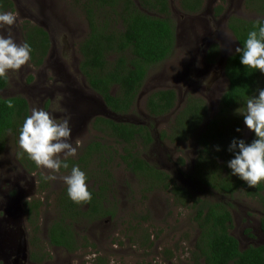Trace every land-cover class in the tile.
Listing matches in <instances>:
<instances>
[{
    "label": "rangeland",
    "instance_id": "obj_1",
    "mask_svg": "<svg viewBox=\"0 0 264 264\" xmlns=\"http://www.w3.org/2000/svg\"><path fill=\"white\" fill-rule=\"evenodd\" d=\"M14 1L18 10L15 11L17 22L11 26L10 31L18 44L23 43L20 30V24L24 18L22 16L49 28L47 18L51 11L56 15H60L62 11L64 16L65 13L69 14L71 19L64 20L65 29H59L55 40L60 50L66 47L62 43L63 37L65 41H69L72 48L68 44L67 48L70 53L73 52L72 55H75L76 62L75 65L67 63L69 72L57 71L55 67L58 66V63L56 64L58 61L54 57L46 59V62L38 67L28 62L18 71L8 72L10 83L7 89L1 92L3 96L23 95L30 103L31 112L33 109H44L58 120L70 119L73 129L72 143L77 147V152L75 156L68 158L74 160H77L85 146L95 139L104 140L117 147L119 151L124 148L115 139L103 136L93 129L92 123L96 116L121 122L147 123L153 128L155 141L147 148L138 146L142 155L150 159L152 163L157 162L161 167L159 169L169 173L170 178L182 187H187L195 195L215 197L206 189L200 190L198 182L193 177L198 155L197 137L206 131L210 122L217 116L216 96L218 92H225L228 87L223 62L228 55L235 52L237 47L231 45L234 38L229 32L227 22H230L233 17L259 20L262 15L258 9L247 6L246 0H204L208 7L204 6L201 11L206 8V12L189 14L181 6V0H169L171 9L169 16L175 24L178 35L176 48L166 60L150 69L134 109L128 114L119 115L107 109L93 91L86 89L84 77L77 71L81 57L77 45L89 34L88 20L83 11L84 0ZM218 9L223 13L220 18H215L214 11ZM0 34L8 35L9 26L4 25L0 28ZM71 35L78 37L73 38ZM204 35L206 37H203ZM210 43L228 46L231 52L225 49V54L222 53L223 62L219 60V66L209 69L204 58L206 54L204 55L203 52ZM59 66H61L60 63ZM208 69L216 71L219 76L218 80L205 87L204 70ZM168 89L176 92L178 96L176 105L171 109V113L155 119L147 109V98L154 92ZM190 98L202 99L207 103L209 109L205 115L208 114V116L203 127L186 139L161 140V135L165 131L168 135L174 134L173 131L178 128L175 120L183 112ZM245 128L247 129L246 126ZM250 135L251 131L247 129L245 139L250 138ZM77 141H79L78 145ZM19 163H21L19 147L14 138L8 136L5 149L0 155L1 182L6 179L18 181L20 185L16 186V189L24 187L25 182L30 185L35 184L36 193L30 197L32 196L35 202L42 204L38 217L41 241L36 244L40 245V252H43V249L45 252H50L52 258L46 264H73V261H78L79 264H102L103 262L105 264H191L197 231L193 210L189 206H181L175 194L164 186L153 191L144 190V185L118 157L112 163L110 190L111 203L116 205L115 217L91 222L80 219L77 222L76 231L81 237L86 236L89 243L94 246L82 247L72 254L60 248L52 250L48 243L47 230L49 225L59 217L58 200L67 187L59 177L70 173L63 169H60L59 173H54L52 170L40 167V172L45 177L53 174L58 178L47 179L44 190L39 192L41 181L38 176L28 175ZM97 166L98 162L93 161L92 168L95 169ZM98 174L97 168L91 175L88 185L98 187L99 182L98 179L96 180ZM225 200L231 203L234 216L232 233L243 241L241 248L244 249L246 242L241 230H252L250 235L260 237L259 216L262 207L257 200L244 194L227 196ZM33 215H36V210L33 211ZM25 218L24 215L23 219ZM30 234L29 238L32 239L33 236ZM255 244H258L256 239L247 243V245ZM85 257H91V259H85ZM99 257H102L101 261H98Z\"/></svg>",
    "mask_w": 264,
    "mask_h": 264
},
{
    "label": "trees",
    "instance_id": "obj_2",
    "mask_svg": "<svg viewBox=\"0 0 264 264\" xmlns=\"http://www.w3.org/2000/svg\"><path fill=\"white\" fill-rule=\"evenodd\" d=\"M140 1L145 9L148 8L156 16L141 11L135 0L121 1V5L120 0H84L82 2L90 33L82 45L84 59L81 63V71L86 75L90 86L101 96L103 105L119 115L128 114L134 109L150 69L166 60L176 47L175 24L169 16L171 13L169 0ZM260 2L258 11L264 13V0ZM202 5L203 0H182V7L185 10L199 11ZM0 11L15 13V1L0 0ZM118 16L123 19L124 27L116 26ZM102 19L107 20V24ZM257 21L247 22L238 19L230 24L241 47L249 31L258 30L256 29ZM109 23H112L113 27H110ZM21 31L23 42L29 43L32 47L29 62L34 67L40 66L50 46L47 31L30 20L22 21ZM113 55L115 57L111 58ZM226 70L230 84L220 103L221 114L217 116L229 126V135L226 136L220 131V122L217 117L210 122L208 129L197 137L200 147L194 171L199 189H206L215 197L195 195L187 187H182L170 178L169 173L157 168L142 155L138 146L147 148L155 141L152 126L96 116L92 123L93 129L103 136L115 139L124 148L119 151L108 142L95 139L88 143L77 160L67 159L69 168L61 169L70 173L71 167L78 165L86 173L87 185L91 175L98 168L99 174L96 180L98 179L99 184L98 187L88 185L92 198L80 203L70 200L67 187L64 189L58 200L59 217L49 225L47 230L49 243L64 247L71 252L82 247L94 246L89 243L86 236H80L76 231V224L80 219L91 222L115 217L116 205L111 203L110 190L112 163L118 157L149 191L164 186L175 194L181 206H189L193 210L197 231L191 264H264V246H252L241 250L238 240L230 233L232 210L229 202L224 199L226 196L244 194L258 200L264 208L262 192L264 181L250 187L237 176L231 175V169L227 167V162L233 158V154L228 151L231 141L233 138L244 139V135H241L243 116L238 115L236 110L240 108L243 112L249 95L258 87H264V74L242 65L238 53L229 56ZM8 85V76L0 78V155L5 149L8 136L14 138L18 144L19 129L25 118L31 114L30 103L25 96L1 94ZM177 98L174 90H161L149 96L147 108L153 114L160 115L175 107ZM9 100L14 107L7 106ZM205 113H208L206 102L202 99L190 98L183 112L175 120L178 128L173 131L174 134L168 135L165 131L161 135V140L186 139L190 136L189 134H195V131L202 128L206 122ZM236 128H240L241 132H237ZM226 137L230 140L229 144ZM253 138L254 134L244 140L251 142ZM217 146L220 147V151L216 150ZM19 153L21 164L28 170L27 174L38 170L37 165L26 157L28 154L20 147ZM22 153L26 154L24 158ZM93 161L98 162L95 169L92 168ZM180 162L183 163V160L180 159ZM38 177L41 181L39 192H42L47 179L39 170ZM25 203L30 228L39 234L41 231L38 217L42 204L35 200ZM34 210H36L35 216ZM36 238L39 240V236L35 234L34 239ZM39 259H42L41 256ZM101 260L102 257H99L98 261Z\"/></svg>",
    "mask_w": 264,
    "mask_h": 264
},
{
    "label": "clouds",
    "instance_id": "obj_3",
    "mask_svg": "<svg viewBox=\"0 0 264 264\" xmlns=\"http://www.w3.org/2000/svg\"><path fill=\"white\" fill-rule=\"evenodd\" d=\"M16 22L17 15L14 12L0 11V28L9 26L8 35L0 34V78H6L9 71H18L31 59V45L27 42L18 44L11 34L10 28ZM256 29L249 31L243 46L237 47L235 52L239 54L242 65L264 74V19L256 22ZM208 80L203 82L205 87L208 86ZM7 106L14 107L11 100L7 101ZM236 113L243 116L244 124L254 133V138L251 142L233 138L228 147L233 158L227 162V167L231 169V175L254 187L264 181V87H258L249 95L245 110L242 112L239 108ZM236 131L240 132L241 129L237 128ZM72 132L70 119L58 120L49 111L33 109L19 129L18 146L37 167L59 173L61 168H69L67 159L77 152V147L72 143ZM76 143L78 145L79 141ZM216 150L221 149L217 146ZM57 178L53 174L45 177L48 180ZM59 179L67 186V195L73 202L91 200L86 173L78 165L72 166L70 174ZM73 264L79 262L73 261Z\"/></svg>",
    "mask_w": 264,
    "mask_h": 264
},
{
    "label": "flooded vegetation",
    "instance_id": "obj_4",
    "mask_svg": "<svg viewBox=\"0 0 264 264\" xmlns=\"http://www.w3.org/2000/svg\"><path fill=\"white\" fill-rule=\"evenodd\" d=\"M121 1H125V0H120V5H121ZM135 1L139 5L138 7L140 8L141 11L149 13L150 15L156 16V14L153 13V12H150L148 8L145 9L141 5V1L140 0H135ZM260 3H261L260 0H246V2H245V4L247 6L252 7L254 9H256V10L259 9L258 6H259ZM15 6H16V12H17L18 10H17L16 2H15ZM181 6H182V0H181ZM204 6H206V5H205V2L203 0L202 8L199 11H192V10H185V9L184 10L186 12H189V14L190 13L194 14V13L200 12L203 9ZM207 7L208 6H206V8ZM206 8L203 11H201L200 14H203L204 12H206ZM260 9H261V7H260ZM263 10H264V8H263ZM222 13H223V11L221 12L220 9L215 10L214 11V17L215 18H220ZM260 14L262 15L261 19H264V13L260 12ZM22 17H24L23 20H30V21H32V23L43 27L48 33L50 46H49V49L47 51V55H46V57L44 59V62H46V59L54 57V58H56V61H58V62H56V64L58 63L57 64L58 66H56L55 69L57 71H59V72H63V70L65 72H69L67 63L70 62L72 65H75V62H76L75 55H72V53H73L72 51H71V53L69 52V50L67 48V44L69 45L70 48H72V46L70 45L69 41H67V40L65 41V37H63V41L62 40L61 41H62L63 45L66 46V47H65L64 50H60V47H58V45L56 43L57 40H55V39H56V35L59 33V29L60 28L61 29H65V27L63 26L64 25L63 22H65L64 20L66 18L71 19L70 15L65 13V16H64L63 15V11H62V13L60 15H56V14H54L51 11V14L47 18L48 19V23H49V28L45 27V25L40 23V22H35V20L33 21L32 19H28L25 16H22ZM86 18H87V16H86ZM238 19H242V20L247 21V22L252 21V20L251 19H247V18H242V17H233L230 20V22L229 21L227 22V27H229V29H230L229 32H231L233 34V38H234V41H232L231 45H234L236 47H241V44L239 43L238 38L236 37L234 31L232 30V28L230 26V24L232 23L233 20H238ZM102 20H105V19H102ZM215 20H217V19H215ZM105 21H106V24H107L108 21L107 20H105ZM123 22H124L123 19L120 16H118L117 17L116 26L124 27L125 24H123ZM112 23H109L110 27H113L114 23L113 24ZM106 24L103 23L104 26H106ZM109 26H108V28H109ZM21 27H22V21H21V24H20V30H21ZM88 27H89V22H88ZM175 31H176V27H175ZM108 32H112V31H108ZM89 33H90V27H89ZM21 34H22V31H21ZM88 36H89V34H88ZM88 36H86L85 39L82 38L78 42V45H77L78 46V50L80 52V56H81L80 57V62L78 63L79 66H77V71H78V73H80V75H82L84 77V80H85L84 83H85L86 89L88 88V89H90V91H93V93L95 95H97L101 99V101H103L101 96L98 94V92H96L90 86V83H89L86 75L83 74L82 71H81V63H82V60L84 59V54L82 52V45L85 42V40L88 38ZM72 37L76 38L78 36H76V37L72 36ZM203 37H206V35H204ZM21 40L23 42V35H22V39ZM177 40H178V35L176 33V45H177ZM212 42H214V41H212ZM225 49H228L231 52V50H230V48L228 46H224V45H222L220 43H213V44L210 43L208 46H206L204 48L203 54L204 55L206 54L204 58L206 59V62L209 65V67H208L209 69L211 67L219 66V64H220L219 60H221V61L223 60V55L225 54ZM74 53H75V51H74ZM222 53H223V55H222ZM234 53H236V52H234ZM232 54L233 53H231L230 55L227 56L225 62L222 61L223 64H224V75L226 77L225 79L228 80V86L230 84V80H229V77H228V74H227L226 66H227V60H228L229 56H231ZM112 57H115V56L113 55V56H111V58ZM206 62L204 61V66L205 67H206ZM59 63H60L61 66H59ZM223 64H222V66H223ZM209 69L208 70H204L205 80H207L209 78L208 84L212 83L215 80H218V76H219V74L216 71L213 72V71H211ZM202 73H203V71H202ZM148 74H149V72H148ZM147 77H148V75H147ZM147 77H146V79H147ZM227 89H228V87H227ZM227 89L225 90V92L227 91ZM225 92H223V91L222 92H218V94L216 96L215 101H216V103H218L217 104L218 108L216 109L218 111L217 115L221 114L220 103L222 101V98H223ZM152 94H150L149 96H151ZM148 98H147V100H148ZM146 106H147V104H146ZM148 111L150 112L152 117H154L155 119L159 118V117H164L165 115H168L169 113L172 112L170 110V111L165 112L163 114L156 115V114H153L150 110H148ZM207 116H208V114H207ZM207 116H206V118H207ZM216 117H217V120L220 122V131L224 132L225 133L224 135L228 136L229 135L228 133L230 131L229 126H227V123L224 120H222L218 116H216ZM177 118H178V116H177ZM177 118H176V120H177ZM214 119L212 121H214ZM223 122H224V124H223ZM142 124L148 125L147 123H142ZM148 126L151 127L150 125H148ZM246 130L247 129L245 128V124H243V131L242 132L240 131V132H241V135H244V139H245V135H246ZM252 134H254V133L251 132V135ZM189 135L192 136V134H189ZM225 139L227 140V142L229 144V141H230L229 138L226 137ZM245 140H247V139H245ZM196 143L198 145V146H196L197 152H198L200 145H199L198 142H196ZM22 154H23L22 157L24 158L26 154L25 153H22ZM26 157L29 158L28 155H26ZM26 161H28V160L26 159ZM148 161L151 162L150 159ZM19 164H21V163H19ZM152 164H154L157 168H161L159 166V164H157V162H156V164L155 163H152ZM21 166H22L21 167L22 170L24 169L23 171H25V172L28 171V170H26L24 168L23 164H21ZM38 170L40 171V167H38ZM38 170H36L34 173H28V175L31 174L33 176H35V175L38 176ZM194 171H195V168L193 170V177H194V180L197 181V178L194 176ZM19 185H20V183L18 181L17 182L16 181H9L8 179H6L3 182H1V178H0V264H46L52 258L51 254H50L49 251L45 252L44 249H43V252L39 251L40 250V245L36 244V242L41 241V238H40L41 234L40 233L38 234L37 232H35L34 229L32 230L30 228L31 226H30V223L28 221V214H27L26 207H25V204H26L25 202L26 201H29V200L33 201L34 200L32 196H31L32 197V200H31L30 195H32V194L34 195L36 193L35 192L36 191L35 190V184L30 185V183L25 182L24 187H20V188L16 189V186L19 187ZM25 186H27V187H25ZM143 188L145 190V188H147V187L144 185ZM146 190L149 191L148 188ZM262 192H263V195H264V190ZM249 198H251V197H249ZM227 202H229V201L227 200ZM229 204L231 205L230 202H229ZM260 205L262 207V211H260V216H259V218H260L259 224H260V230H261L260 237L257 238L254 234H253L254 236L250 235L252 230H247L246 231L245 229H242L241 230V234H242V236H243V238H244V240L246 242V246H245L244 249H247V248L252 247V246H255V247L264 246V229H263L264 208H263L261 203H260ZM231 210H232V208H231ZM24 215L26 216L25 220L23 219ZM232 217H233V220H232V227H233V224H234L233 212H232ZM108 218H110V217H108ZM232 227L230 229V233L238 240L240 249L244 250V249L241 248L243 241L232 233V231L234 229ZM30 233L33 236L32 239L29 238V234ZM35 234H36V236H39V240H37V238L34 239V235ZM47 239H48V237H47ZM255 239L258 242V244L247 245V243H250L251 241H255ZM85 242L87 243V240ZM48 243H49V241H48ZM49 245H50V248L52 250L60 248V249H64L65 251H67L70 254H72V253L77 251L76 250V251L71 252L70 250H68V249H66L64 247H61V246L52 245L50 243H49ZM22 248H24V252L27 254V257L25 259L22 258ZM40 256H41L42 259L38 260V258H40Z\"/></svg>",
    "mask_w": 264,
    "mask_h": 264
},
{
    "label": "water",
    "instance_id": "obj_5",
    "mask_svg": "<svg viewBox=\"0 0 264 264\" xmlns=\"http://www.w3.org/2000/svg\"><path fill=\"white\" fill-rule=\"evenodd\" d=\"M27 257V254L24 252V248H22V258L25 259Z\"/></svg>",
    "mask_w": 264,
    "mask_h": 264
}]
</instances>
